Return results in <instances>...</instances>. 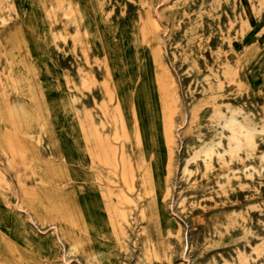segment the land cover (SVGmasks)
Wrapping results in <instances>:
<instances>
[{
  "label": "rangeland",
  "instance_id": "1",
  "mask_svg": "<svg viewBox=\"0 0 264 264\" xmlns=\"http://www.w3.org/2000/svg\"><path fill=\"white\" fill-rule=\"evenodd\" d=\"M20 40L63 157L33 106L27 137L99 225L77 231L83 250L58 223L56 244L0 149V246L18 264H264V0H0V50ZM4 99L0 127L19 135Z\"/></svg>",
  "mask_w": 264,
  "mask_h": 264
},
{
  "label": "bare ground",
  "instance_id": "2",
  "mask_svg": "<svg viewBox=\"0 0 264 264\" xmlns=\"http://www.w3.org/2000/svg\"><path fill=\"white\" fill-rule=\"evenodd\" d=\"M138 23H139V31H140V35L142 39L148 40L149 36L152 34V31H153L152 24L145 17H140ZM212 39L214 40V38H211V40ZM23 47H24L23 42L22 40H20V42L18 43L17 50H16L17 51L16 55L8 51L0 50V67L2 70V79H1L2 80V83H1L2 90L0 91V94L5 96L4 103L8 105V109H9L6 115L9 121H5V120L4 121L6 124L12 127L14 132L18 131L20 133L19 135L15 133H7L5 132V130H3L0 127V149L10 160L11 167L14 171V176H15L16 183H17L16 186H17L18 191L22 192L23 201L30 207V209L34 212V214H36L37 216L41 214H46L47 217L51 220V223L48 225V228L50 227V229L53 230L54 242L58 245H61V247H63V242L58 233V228H59L58 223H61L64 229L66 230V233L73 240V243L76 246V248H81L85 250V246H84L85 243L84 241H81L78 239L77 231H80L86 235H93L98 231V225H99L98 204L95 203L92 196L84 195V197H77L76 195H72V196L65 197L62 191V187L71 178L68 173L67 167L62 163L53 165L52 163H49L46 160H43L39 156L38 150L36 148V144L29 137H27V136H31L33 132L37 130L36 119L31 110V106H33L38 111H40L42 126L44 127V131H45V134L48 140V145L50 147L53 157L59 158V160H61V158L63 157L62 154L59 152L58 139L53 129L48 124V121L46 120V115L44 114V111H43V100H42L41 94L39 93V89L35 83V80L32 77L33 76L32 70H31L29 63L27 62V57H26L25 50ZM14 72L15 73L18 72L20 73V75L13 76ZM12 93H18L20 95V97L16 98L13 105L8 103L9 101L7 100V97H9ZM145 116H148L147 110L145 112ZM0 119H4V116L1 110H0ZM208 150H209V147H207L204 152L207 153ZM197 162L199 163V161ZM28 181H31L30 182L31 186L27 185ZM32 184H35V186L40 188V190L42 189L41 194L35 191L36 187H34ZM47 189H51V191L45 194V191ZM16 209L18 213L24 214L29 219L30 225H32V227L40 231L31 212H29L27 209L22 208L19 204L16 205ZM20 252L22 256L25 257L26 255L25 252L23 251H20ZM88 258H91V257H88ZM61 259L66 261L65 260V250L63 251V254L61 255ZM31 261L32 262H29L27 260V263L28 264H42L41 262H36V261L33 262L34 260H31ZM0 264H18L17 259L15 257V250L10 249V248H2V246H0Z\"/></svg>",
  "mask_w": 264,
  "mask_h": 264
}]
</instances>
